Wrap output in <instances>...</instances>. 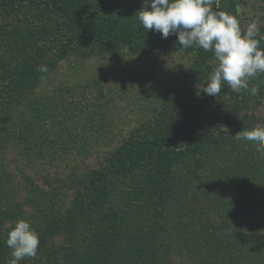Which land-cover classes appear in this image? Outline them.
<instances>
[{"label":"trees","instance_id":"obj_1","mask_svg":"<svg viewBox=\"0 0 264 264\" xmlns=\"http://www.w3.org/2000/svg\"><path fill=\"white\" fill-rule=\"evenodd\" d=\"M142 3L0 0V9L29 10L39 25L35 43L22 38L10 49L20 55L17 62L0 54V154L13 147L25 162L52 164L63 158L53 140L47 142V155L35 148L32 138L37 136H31L27 120L21 119L25 124L16 133L15 127L26 117L40 76L72 52L91 58L144 48L182 51L195 55V75L214 59L202 48L182 49L176 35L162 39L147 32L137 19ZM213 7L238 17L232 0H215ZM40 65H47L48 72L37 71ZM211 72L197 74L200 85ZM233 95H205L206 106L189 105L190 98H165L157 114L134 130L139 136L130 135L102 154L96 169L75 172L59 187L46 179L45 189L25 176L20 204L5 193L11 192L9 178L0 171V196L8 195L0 200V264L11 257L5 224L21 219L36 221L40 245L35 258L20 264H223L226 248L234 250L235 264H264V154L253 142L234 137L264 125V119L235 114ZM62 190L72 198L59 214L55 200ZM197 199L213 203L217 217L200 222L192 210L187 226L184 217ZM239 199L243 202L237 204ZM28 210L33 211L30 218Z\"/></svg>","mask_w":264,"mask_h":264},{"label":"rangeland","instance_id":"obj_2","mask_svg":"<svg viewBox=\"0 0 264 264\" xmlns=\"http://www.w3.org/2000/svg\"><path fill=\"white\" fill-rule=\"evenodd\" d=\"M232 1L236 3L242 29H247L253 21L259 31L264 27V0ZM38 26L35 16L29 10L13 13L12 9L1 8L0 54L13 63L17 62L20 55L16 53L18 58L15 57L12 48L22 38L26 42L34 40L35 43L37 35L34 31ZM38 44L43 46L42 42ZM195 60L194 54L171 49L151 51L148 48L135 54L121 50L113 55L91 58H81L74 52L67 55L38 84L28 99L26 117L21 116L20 123L15 127L16 133L25 124L21 119L27 120L31 136H37L36 141L32 138L35 148L44 150L47 155V142L53 140L63 158L52 164H36L27 158L25 162L13 147L7 149L0 154V171L8 176V187L11 189V192L8 189L5 193L12 194V201L20 204L25 195V188H22L25 186V176L32 177L34 183L45 189L46 179L54 187H59L61 180H67L75 172L96 169L102 154L113 150L130 135L139 136L134 134V130L157 114L165 98H190L189 105L193 103L199 106L203 103L206 106V99L203 98L206 94L200 91L204 85H200L197 74L203 76L208 70L213 71L215 59H209L196 75L193 67ZM251 84L259 87V95L253 96L244 90L235 93L227 85L222 93L234 94L232 100L235 114H254L264 119V74L251 80ZM58 140L65 142L56 143ZM7 197V194H2L0 200ZM71 198V192L62 190L55 200L56 212L61 214ZM242 202L239 199L237 204ZM213 206V203L206 200L193 201L188 216L184 217L187 226L191 225L187 219L192 210L199 213L200 222L206 219L215 221L217 216ZM226 207L223 204V208ZM177 208L175 205L174 210ZM32 214L33 211L28 210L27 217L30 218ZM176 214L179 218L182 210ZM173 217L174 214L172 220ZM35 223L31 227L37 232L39 229ZM14 225L6 223V231L9 233ZM222 255L223 264L238 262L231 248L224 249Z\"/></svg>","mask_w":264,"mask_h":264},{"label":"clouds","instance_id":"obj_3","mask_svg":"<svg viewBox=\"0 0 264 264\" xmlns=\"http://www.w3.org/2000/svg\"><path fill=\"white\" fill-rule=\"evenodd\" d=\"M214 4L215 0H143L137 19L147 32H157L162 39L176 35L182 49L197 47L213 54L215 66L200 89L204 94L218 97L227 85L235 93L244 90L259 95V87L250 81L264 74V35L256 22L242 29L238 17L219 11ZM37 71L47 73L48 67L40 65ZM234 137L253 142L257 152L264 154V125L242 130ZM5 244L11 249L8 264H20L37 256L39 234L21 219L9 231Z\"/></svg>","mask_w":264,"mask_h":264}]
</instances>
